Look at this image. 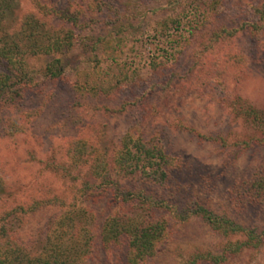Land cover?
I'll return each mask as SVG.
<instances>
[{
  "label": "rangeland",
  "instance_id": "rangeland-1",
  "mask_svg": "<svg viewBox=\"0 0 264 264\" xmlns=\"http://www.w3.org/2000/svg\"><path fill=\"white\" fill-rule=\"evenodd\" d=\"M249 2L15 0L4 28L15 32L31 15L77 39L63 52L26 55L32 82L14 105L0 94V215L28 251L47 241L71 250L79 239L75 264H128L126 240L107 241L103 225L138 206L119 205L111 181L88 182V166L69 155L79 145L80 157L107 159L126 136L154 140L174 166L162 189L122 181L168 204L154 213L167 234L142 264H188L247 239L199 215L180 220L189 201L264 229V20L253 25ZM56 58L64 76L47 78ZM200 264H264V245Z\"/></svg>",
  "mask_w": 264,
  "mask_h": 264
},
{
  "label": "trees",
  "instance_id": "trees-1",
  "mask_svg": "<svg viewBox=\"0 0 264 264\" xmlns=\"http://www.w3.org/2000/svg\"><path fill=\"white\" fill-rule=\"evenodd\" d=\"M14 3L15 0H0V94L2 99L12 105L16 95L32 82L25 68L26 55L63 52L71 48L77 40L73 31H53L31 15L15 32H11L12 28H4L3 21L9 17V13H12ZM249 4L257 18L253 25L257 27L259 21L264 20V0L258 2L251 0ZM64 73L62 61L59 58L50 62L45 70V76L50 79H60ZM121 145L120 150L107 159L106 156L100 157L89 150L82 158L77 153L81 147L79 145L70 149L69 155L72 160L81 159L83 166H88L87 173L90 176L88 182L96 183L97 177H101L103 181H111L110 187L106 189L119 205L124 206L122 202L125 201L132 206H138L136 211L130 209L133 214L124 212L109 217L103 225V237L107 241L114 240V242L125 239L129 248L128 264H142L156 253L167 234L168 222L155 217L154 213L162 210L164 204L166 206L168 204L166 199L160 198L158 194L153 196L147 194L148 196L141 199L138 197L140 190L137 191L136 188L127 190L128 186L122 184V181L131 185L133 183L151 184L162 189L166 182L173 179L174 166L169 156L152 139H135L133 136H126ZM1 184L0 178V192ZM145 209L149 217L144 213ZM76 215L79 216L80 213ZM190 215L201 216L215 230L224 235L242 234L247 236V239L240 243H228L222 255L211 253L196 255L189 260L188 264H200L203 258L221 262L226 260L228 255L240 252L245 246L264 245V229L259 231L255 227L238 225L232 219L217 214L198 200L189 201L177 212V216L183 221ZM2 219L3 216L0 215V264H75L83 254L79 239L74 246L72 245L71 250L64 246L47 249L49 244L47 241L42 252L32 254L20 243L17 232H12L9 227H5Z\"/></svg>",
  "mask_w": 264,
  "mask_h": 264
}]
</instances>
